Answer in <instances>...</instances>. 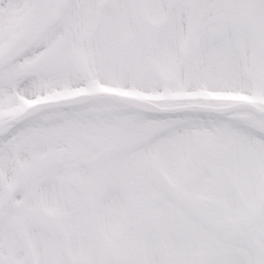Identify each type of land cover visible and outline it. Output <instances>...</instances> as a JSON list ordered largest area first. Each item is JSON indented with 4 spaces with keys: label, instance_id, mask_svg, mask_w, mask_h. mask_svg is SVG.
<instances>
[{
    "label": "snow or ice",
    "instance_id": "obj_1",
    "mask_svg": "<svg viewBox=\"0 0 264 264\" xmlns=\"http://www.w3.org/2000/svg\"><path fill=\"white\" fill-rule=\"evenodd\" d=\"M0 264H264V0H0Z\"/></svg>",
    "mask_w": 264,
    "mask_h": 264
}]
</instances>
